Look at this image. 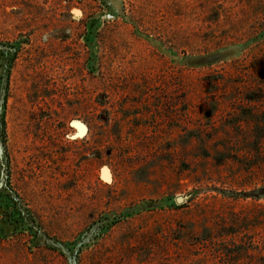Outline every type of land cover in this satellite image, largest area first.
I'll return each instance as SVG.
<instances>
[{"label":"rangeland","instance_id":"1","mask_svg":"<svg viewBox=\"0 0 264 264\" xmlns=\"http://www.w3.org/2000/svg\"><path fill=\"white\" fill-rule=\"evenodd\" d=\"M0 264H264V0H0Z\"/></svg>","mask_w":264,"mask_h":264},{"label":"water","instance_id":"2","mask_svg":"<svg viewBox=\"0 0 264 264\" xmlns=\"http://www.w3.org/2000/svg\"><path fill=\"white\" fill-rule=\"evenodd\" d=\"M182 200H183V198L179 197V198H177V200H176V201H177L178 203H181V202H182Z\"/></svg>","mask_w":264,"mask_h":264}]
</instances>
